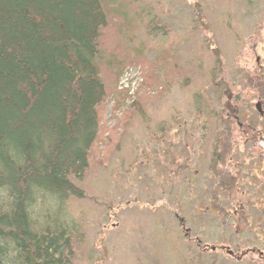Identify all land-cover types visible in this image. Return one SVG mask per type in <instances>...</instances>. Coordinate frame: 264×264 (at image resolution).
Masks as SVG:
<instances>
[{"label":"rangeland","instance_id":"obj_1","mask_svg":"<svg viewBox=\"0 0 264 264\" xmlns=\"http://www.w3.org/2000/svg\"><path fill=\"white\" fill-rule=\"evenodd\" d=\"M105 3L108 25L100 36L106 49L104 62L124 65L117 74L116 64L107 72V95L89 165L82 179L71 178L82 195L69 196L62 209L51 200L45 207L53 217L60 215L72 232L73 254L62 264H203L193 255L201 249L194 236H200L209 248L217 246L215 264H235L242 259L240 264H264L258 253L249 251L232 259L219 247L228 246L239 254L256 244L264 252V242L256 237L245 232L231 239L234 226L225 232L228 237H221L215 217L190 219L195 204L211 200L208 192L214 187L215 166L214 171L208 169L207 189L198 192L192 203L183 193L189 183L179 170L194 148L190 145L188 150L184 144L191 137L197 142L202 138L204 118L198 106L205 104V97L214 112L209 137L219 134L221 86L216 84L221 62L227 74L238 72L235 62L247 65L246 60L236 59L244 52L232 44L235 31L241 29L245 35L254 25L255 36L261 31L257 39L263 44L264 0ZM222 44L225 56L217 62ZM255 53L261 54L259 50ZM125 71L134 85L132 94L118 89ZM170 143L178 151L174 158L169 156ZM210 144L203 146L206 165L216 151ZM189 175L188 170L187 179ZM223 223L231 225L227 219ZM202 224L207 227L202 229Z\"/></svg>","mask_w":264,"mask_h":264},{"label":"trees","instance_id":"obj_2","mask_svg":"<svg viewBox=\"0 0 264 264\" xmlns=\"http://www.w3.org/2000/svg\"><path fill=\"white\" fill-rule=\"evenodd\" d=\"M105 8V0H0V264H62L73 254L72 232L45 207L82 195L71 178L89 165L116 64L104 62ZM116 65L117 74L124 62ZM209 201L201 211L219 216L216 196Z\"/></svg>","mask_w":264,"mask_h":264},{"label":"flooded vegetation","instance_id":"obj_3","mask_svg":"<svg viewBox=\"0 0 264 264\" xmlns=\"http://www.w3.org/2000/svg\"><path fill=\"white\" fill-rule=\"evenodd\" d=\"M246 30L249 31L245 35L244 32L241 33V29L233 32L231 39L232 44L240 45L239 49L244 52V54L239 53L236 59L240 62L246 60L243 62L247 65L235 62L236 70L239 69L238 72L227 74L226 69L222 67L224 63L222 61L217 74L220 77L216 85L221 86L219 89L221 98L217 107L221 121L219 134L215 133L214 137H209V121L212 120L214 112L210 111L209 98L205 97V104H202L200 110L204 118L202 138L197 142L198 139L191 137V142L184 144L188 150H190V145H194V148L193 153L185 157V161L189 163L184 162L182 164L184 169L179 170L184 171L185 181L189 183V187H186L183 193L189 197L188 203H192L198 192L207 189V179L210 178L208 169L211 168L214 171L213 166H215L216 173L212 178L214 187L208 193L212 198L216 196L218 199L216 206L223 210L219 216L215 217L220 224L221 237L227 236L225 232L234 226L229 233L231 239L238 238L240 234L247 232L249 236L252 235L253 238L256 237L264 242V41L262 44L257 39L261 33L260 29H257L260 33L257 37L255 36L254 25ZM223 46L224 44L217 52V62L225 56ZM257 50L261 52L260 55L255 53ZM246 69L250 72L247 73ZM207 144L216 146V151L211 154L208 165L205 164L206 156L203 153V146ZM170 145L173 150L169 148V156L174 158L178 151L175 145L171 143ZM192 159L193 164L190 163ZM172 170L176 176L175 169ZM188 170L190 175L187 179ZM198 204L204 207L199 208ZM213 207L214 203L209 200L207 203L198 202L194 207L196 209L191 213L194 216L190 219L201 216L204 220L207 215L201 210L209 211ZM226 219L231 224L228 227L223 223ZM200 227L205 229L207 226L202 224ZM194 239L198 242V246L203 242L200 236H194ZM219 247L223 248V251L232 259H240L244 257L243 253L249 251L258 253L264 259V252L258 250L256 244L251 248L247 247L239 254L229 249L228 246ZM201 250L206 251V247L201 245ZM242 260L234 263L240 264Z\"/></svg>","mask_w":264,"mask_h":264},{"label":"built area","instance_id":"obj_4","mask_svg":"<svg viewBox=\"0 0 264 264\" xmlns=\"http://www.w3.org/2000/svg\"><path fill=\"white\" fill-rule=\"evenodd\" d=\"M122 80L125 81L124 85H121V84H123V83H121ZM130 81H131L130 75H128V72L125 71V73H122V75H121V77L119 79L118 87L119 88L123 87V88H120V89H128L129 93L132 94V90L134 88V85L132 86Z\"/></svg>","mask_w":264,"mask_h":264}]
</instances>
